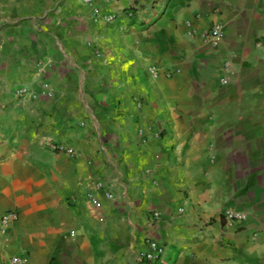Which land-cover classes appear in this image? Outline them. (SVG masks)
<instances>
[{"label":"crops","instance_id":"0c3cea01","mask_svg":"<svg viewBox=\"0 0 264 264\" xmlns=\"http://www.w3.org/2000/svg\"><path fill=\"white\" fill-rule=\"evenodd\" d=\"M260 43L264 0H0V264H264Z\"/></svg>","mask_w":264,"mask_h":264},{"label":"built area","instance_id":"2783aa9c","mask_svg":"<svg viewBox=\"0 0 264 264\" xmlns=\"http://www.w3.org/2000/svg\"><path fill=\"white\" fill-rule=\"evenodd\" d=\"M85 2L89 4H93L94 0H85ZM95 14H100V8L95 7L94 8ZM108 20L112 21L115 19L114 15H108L106 17ZM206 37L214 42L215 44H218L222 39H223V33H222V27L220 25H215L211 30H209L206 34ZM259 45H262L261 43ZM264 47V45H262ZM150 73L153 76H157L159 69L156 66H152L149 68ZM232 75V66L230 62H226L225 64V75L221 78V83L223 85H228L230 83V77ZM48 87H46V90L44 92H47ZM26 89L20 90V95H24L26 93ZM144 134V130L140 131V135ZM50 148L56 152H64L69 155H75V150L71 147L62 145V144H56V143H51L49 144ZM90 200L94 205L99 204L98 198L94 194H90ZM225 217L228 221V223H235L237 221H245L248 218V214L246 213H240L232 210H228L225 213ZM19 219V214L15 212H8L5 213L1 219V230L2 232H6L8 227L17 221ZM163 253V249L160 247V245L156 242L153 241L150 243L149 250H147L143 254V258L153 262L156 261L160 258V256ZM28 263V258L27 257H20V256H15L11 259V264H27Z\"/></svg>","mask_w":264,"mask_h":264}]
</instances>
